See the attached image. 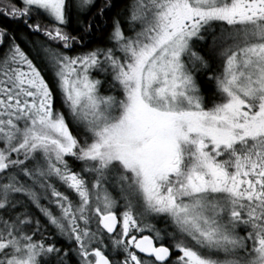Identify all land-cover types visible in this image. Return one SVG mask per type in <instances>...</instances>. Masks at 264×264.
<instances>
[{
  "label": "snow or ice",
  "instance_id": "obj_1",
  "mask_svg": "<svg viewBox=\"0 0 264 264\" xmlns=\"http://www.w3.org/2000/svg\"><path fill=\"white\" fill-rule=\"evenodd\" d=\"M0 16V264H264V0Z\"/></svg>",
  "mask_w": 264,
  "mask_h": 264
},
{
  "label": "trees",
  "instance_id": "obj_2",
  "mask_svg": "<svg viewBox=\"0 0 264 264\" xmlns=\"http://www.w3.org/2000/svg\"><path fill=\"white\" fill-rule=\"evenodd\" d=\"M0 22H6L3 16H0ZM14 27V25H13Z\"/></svg>",
  "mask_w": 264,
  "mask_h": 264
}]
</instances>
